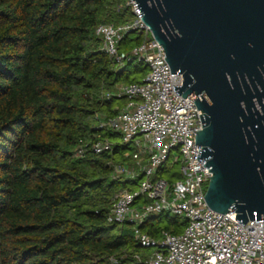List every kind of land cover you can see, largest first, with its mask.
<instances>
[{
  "label": "trees",
  "instance_id": "16d2710c",
  "mask_svg": "<svg viewBox=\"0 0 264 264\" xmlns=\"http://www.w3.org/2000/svg\"><path fill=\"white\" fill-rule=\"evenodd\" d=\"M129 2L0 0V264H111L143 254L131 226L108 223L114 195L138 184L113 180L111 163L130 161L123 156L134 149L98 115L108 121L122 110L124 98L99 100V93L142 65L118 69L96 34L101 24L134 21ZM132 35L123 49L142 42ZM104 140L113 151L93 153ZM80 146L87 151L76 158ZM185 226L161 214L140 230L159 238Z\"/></svg>",
  "mask_w": 264,
  "mask_h": 264
},
{
  "label": "built area",
  "instance_id": "2783aa9c",
  "mask_svg": "<svg viewBox=\"0 0 264 264\" xmlns=\"http://www.w3.org/2000/svg\"><path fill=\"white\" fill-rule=\"evenodd\" d=\"M129 5L134 21L101 24L96 31L103 40L101 50L118 69L132 62L149 68L142 82L117 86L118 94L107 95V99L124 98L126 104L101 127L119 134L120 143L134 149L123 156L130 161L111 163V178L138 180V191L124 188L114 195L108 223L131 226L142 250H154L148 255L114 256L111 264L128 258L130 264H264L263 220L243 226L234 211L225 215L209 208L205 196L213 174L204 166L208 160H198L203 147L195 142L202 130V112L194 103L198 97L184 99L174 91L173 86L183 85V76L172 74L165 50L143 22L140 8L131 0ZM132 34L142 37V42L124 50V40ZM113 148L110 140L91 146L97 155L111 153ZM86 151L84 146L77 150L82 156ZM172 157L173 162H181L183 181L154 180ZM161 214L185 219L183 232L163 231L154 238L140 230L150 217Z\"/></svg>",
  "mask_w": 264,
  "mask_h": 264
},
{
  "label": "water",
  "instance_id": "95a60500",
  "mask_svg": "<svg viewBox=\"0 0 264 264\" xmlns=\"http://www.w3.org/2000/svg\"><path fill=\"white\" fill-rule=\"evenodd\" d=\"M166 53L173 86L202 112L206 202L264 222V0H131Z\"/></svg>",
  "mask_w": 264,
  "mask_h": 264
},
{
  "label": "rangeland",
  "instance_id": "374dc122",
  "mask_svg": "<svg viewBox=\"0 0 264 264\" xmlns=\"http://www.w3.org/2000/svg\"><path fill=\"white\" fill-rule=\"evenodd\" d=\"M131 38H134L135 35H131ZM126 46V45H125ZM149 73V68L145 65V64H140V65H132L129 66V68L126 70V72L124 73L120 84L118 86H123L127 83H139L143 80V78ZM112 94H118L119 93V88H114L112 91ZM109 92H103V93H99L98 99L99 100H103L105 98H107V95ZM99 118H101V122L104 123L105 120H103L102 115L99 113ZM113 142H120V139L118 137L113 139ZM76 154V158H80L83 157L82 155H79V153L77 152V150L75 151ZM179 153L176 152L175 156H178ZM180 157V155H179ZM159 178H163L165 180H169L171 183H176L179 181H183L184 179V175L182 173V165L181 162H173V157L168 161V163L161 169L160 173L158 175H156L153 179L157 180ZM134 191H138V187L134 186L133 187ZM168 224V219L167 218H162L161 221L157 222V225L160 227H164ZM184 227H182L181 231L183 232ZM154 249H145L143 250V254H150L151 251H153Z\"/></svg>",
  "mask_w": 264,
  "mask_h": 264
},
{
  "label": "crops",
  "instance_id": "0c3cea01",
  "mask_svg": "<svg viewBox=\"0 0 264 264\" xmlns=\"http://www.w3.org/2000/svg\"><path fill=\"white\" fill-rule=\"evenodd\" d=\"M130 46H131V45H130ZM130 46H128V47L131 48ZM129 48H128V49H129ZM126 49H127V48H125L124 50H126Z\"/></svg>",
  "mask_w": 264,
  "mask_h": 264
}]
</instances>
